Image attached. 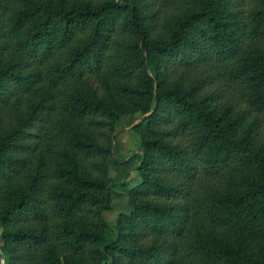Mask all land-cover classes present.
Wrapping results in <instances>:
<instances>
[{
    "label": "trees",
    "instance_id": "16d2710c",
    "mask_svg": "<svg viewBox=\"0 0 264 264\" xmlns=\"http://www.w3.org/2000/svg\"><path fill=\"white\" fill-rule=\"evenodd\" d=\"M0 224L7 264H264V0H0Z\"/></svg>",
    "mask_w": 264,
    "mask_h": 264
},
{
    "label": "rangeland",
    "instance_id": "374dc122",
    "mask_svg": "<svg viewBox=\"0 0 264 264\" xmlns=\"http://www.w3.org/2000/svg\"><path fill=\"white\" fill-rule=\"evenodd\" d=\"M150 69V68H149ZM140 112L122 113L115 121L112 134V148L115 140L122 143V146H115L112 158L108 159V176L111 179L109 184L110 198L109 209L105 211L108 220L106 239L112 240L117 232V222L120 215L130 214L131 207L128 203V195L124 188L134 185L139 180V173L136 171L137 159L140 153V138L132 129V126L142 119ZM3 227L0 224V233ZM0 248L5 257V264L9 260L5 244L0 238Z\"/></svg>",
    "mask_w": 264,
    "mask_h": 264
},
{
    "label": "built area",
    "instance_id": "2783aa9c",
    "mask_svg": "<svg viewBox=\"0 0 264 264\" xmlns=\"http://www.w3.org/2000/svg\"><path fill=\"white\" fill-rule=\"evenodd\" d=\"M0 264H5V257L1 248H0Z\"/></svg>",
    "mask_w": 264,
    "mask_h": 264
},
{
    "label": "crops",
    "instance_id": "0c3cea01",
    "mask_svg": "<svg viewBox=\"0 0 264 264\" xmlns=\"http://www.w3.org/2000/svg\"><path fill=\"white\" fill-rule=\"evenodd\" d=\"M119 145L122 146V143H120V142H118V141L115 140V144H114V146H113V154H115V153H114L115 146L118 147Z\"/></svg>",
    "mask_w": 264,
    "mask_h": 264
}]
</instances>
